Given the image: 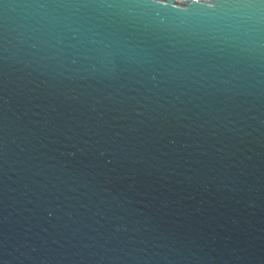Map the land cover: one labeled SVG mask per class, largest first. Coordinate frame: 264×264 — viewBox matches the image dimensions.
Here are the masks:
<instances>
[{"label":"water","instance_id":"95a60500","mask_svg":"<svg viewBox=\"0 0 264 264\" xmlns=\"http://www.w3.org/2000/svg\"><path fill=\"white\" fill-rule=\"evenodd\" d=\"M0 264H264V0H0Z\"/></svg>","mask_w":264,"mask_h":264}]
</instances>
